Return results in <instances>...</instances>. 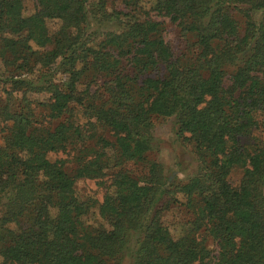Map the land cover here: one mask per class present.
Listing matches in <instances>:
<instances>
[{
	"label": "trees",
	"instance_id": "16d2710c",
	"mask_svg": "<svg viewBox=\"0 0 264 264\" xmlns=\"http://www.w3.org/2000/svg\"><path fill=\"white\" fill-rule=\"evenodd\" d=\"M34 1L0 0L1 264H264V0ZM171 117L185 181L149 158Z\"/></svg>",
	"mask_w": 264,
	"mask_h": 264
},
{
	"label": "rangeland",
	"instance_id": "374dc122",
	"mask_svg": "<svg viewBox=\"0 0 264 264\" xmlns=\"http://www.w3.org/2000/svg\"><path fill=\"white\" fill-rule=\"evenodd\" d=\"M114 0H109V4H113ZM35 1L34 0H24V5L26 13H30L33 10ZM238 20H242V15L236 13ZM58 23L56 21L48 22L49 31L56 29ZM166 40L173 45L174 50L179 51L178 48L181 44L178 37V32L173 25L166 27L165 31ZM30 98L33 99H43L45 94H29ZM1 99V94H0ZM153 147L149 154V158L155 159L158 162L162 163L166 168V175L172 176V179H177L179 181H185L188 175H191L195 171V161L194 155L191 152V149L182 143L180 138L176 134V125L174 118L159 119L155 122L153 130ZM63 157L69 158L70 155L59 153V154H50L49 158L51 160ZM241 176V170L239 168L234 169L230 174L231 183H236ZM108 176L100 179H80L76 181V190L81 198L91 197L97 202L102 199L103 192L105 191L106 179ZM105 182V183H104ZM179 199L182 200V197L179 196ZM180 206H174L170 208L163 214V222L168 227L180 228L181 221L183 220L185 213ZM97 213V207L95 208V214ZM96 217V215H95ZM1 264V258H0ZM121 264H130L129 258H124Z\"/></svg>",
	"mask_w": 264,
	"mask_h": 264
}]
</instances>
